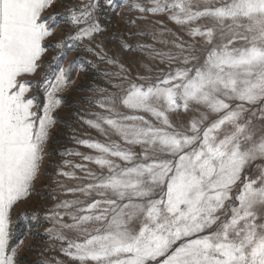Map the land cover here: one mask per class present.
<instances>
[{"label":"snow or ice","instance_id":"snow-or-ice-1","mask_svg":"<svg viewBox=\"0 0 264 264\" xmlns=\"http://www.w3.org/2000/svg\"><path fill=\"white\" fill-rule=\"evenodd\" d=\"M100 64L77 118L103 139L55 164L64 94ZM45 178L72 198L17 213ZM14 215L67 258L42 264H264V0H0V264Z\"/></svg>","mask_w":264,"mask_h":264},{"label":"rangeland","instance_id":"rangeland-1","mask_svg":"<svg viewBox=\"0 0 264 264\" xmlns=\"http://www.w3.org/2000/svg\"><path fill=\"white\" fill-rule=\"evenodd\" d=\"M131 19H135V15L130 17ZM102 23L106 24L109 28V32L105 33L104 37L100 39L104 41L106 45V49L109 50V55H113L115 53V58L121 60L126 65L132 66L133 70H136L135 58L141 57L142 59L147 61V58L143 56L142 53L127 51V52H118L116 48L115 36L110 35V33H116L118 30H125L126 25L119 21V18L113 14H108L107 16L102 18ZM174 30L173 25H169ZM132 31H135L133 28ZM143 43H152L153 41L144 37L141 39ZM129 43H135V41H129ZM156 47H161V45H156ZM87 59L95 60L94 57L88 56ZM99 63V62H97ZM161 67H164L161 65ZM105 68L110 71H117L118 69L112 66L100 64L99 71L93 70L89 72L87 75H81V78L77 81V84L72 87V89L65 93V106L60 110L58 115L61 117L64 124L58 125V128L54 132V141L51 143L50 147L53 149V155L51 159L55 162V164H59L62 159H69L76 163H81L83 161L80 160L79 157L70 156L61 158L56 153L59 151H63L65 149L79 150L81 152H89L90 150L84 148L83 146H79L74 143L73 137L86 139V138H95V139H103L100 135L93 129H90L87 125H84L77 118V112L80 111L83 113V110L88 108V105L84 103V99L88 96H92L93 93L89 92V88L100 86L106 87L107 85L104 83L103 77L100 75ZM75 75V73H74ZM98 95V94H96ZM94 110V106H93ZM90 167H95L93 165H89ZM49 172L55 173V166H49ZM69 170V169H66ZM78 175L81 173L77 172ZM65 184L69 187L74 186L76 181L67 180L63 177L60 178ZM38 188L41 189L42 198L34 197L32 201L21 204L17 209V213L28 212L32 213L34 209H44L46 207H51L56 200H53L51 197L55 195L57 200L59 199H71V195L64 196L59 192L54 191L56 189V185L51 182V178H45L41 183H38ZM42 214V212H41ZM14 222H16V230L14 233L15 239H23L24 244L20 248L19 254V264H42L44 258L49 256H56L61 260H65L67 262V258L63 257L59 251L55 252H45L44 249L47 246L45 241L47 240L46 236L42 235L44 229L43 227L38 230H34L32 234L26 235V229L28 228L29 221L23 218H18V216H13ZM47 225H45L46 227ZM43 253V256L41 255Z\"/></svg>","mask_w":264,"mask_h":264}]
</instances>
